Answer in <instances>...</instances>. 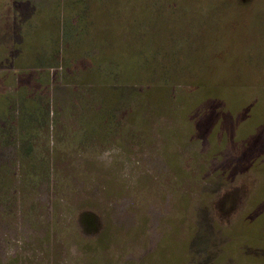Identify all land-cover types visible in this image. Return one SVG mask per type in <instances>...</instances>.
<instances>
[{"label": "rangeland", "instance_id": "obj_1", "mask_svg": "<svg viewBox=\"0 0 264 264\" xmlns=\"http://www.w3.org/2000/svg\"><path fill=\"white\" fill-rule=\"evenodd\" d=\"M44 25L59 33L58 62L87 50L74 67L96 74L95 89L110 85L117 128L99 132L92 112L104 111L89 96L72 104L74 83L51 85L70 127L56 180L22 197L15 149L0 145V195L12 194L0 204V264H264V0H0V110L17 78L35 91L39 71L64 72L48 64ZM32 41L38 60L17 71L13 59L32 56L18 46ZM97 54L111 63L94 67ZM161 86L168 114L141 101ZM113 146L106 168L97 156Z\"/></svg>", "mask_w": 264, "mask_h": 264}, {"label": "trees", "instance_id": "obj_2", "mask_svg": "<svg viewBox=\"0 0 264 264\" xmlns=\"http://www.w3.org/2000/svg\"><path fill=\"white\" fill-rule=\"evenodd\" d=\"M64 4L66 5V1L64 2ZM91 13L93 14V12ZM52 19L54 20L55 18L52 17ZM48 21L53 22L51 20ZM75 22L76 23H74V29L76 30V32L74 33L73 39L75 40L74 45L76 44V49L83 39L78 36L79 31L81 29L85 31V29L84 23L82 22L81 18H77ZM42 28V30L46 31V33L49 35V42H47L48 45L44 46L48 64L52 66H56L57 64L62 65L64 72L61 73V75L55 76L54 72H52L50 69L39 71L35 80L36 83L40 86V89L35 91L34 89L31 90L27 88L25 85L19 84V79L17 78L15 82L17 83V86L11 87L12 89L6 92V94L4 95L5 107L0 110V145L4 144L5 148L7 149H15V152L12 151V153L14 154L12 157H15V159L10 161L12 164L8 162L9 168H11L14 164H19L21 173L23 172L25 191L29 187H31V189H34L33 185L36 183V181H39L42 178L52 177V174H55V176L52 178L56 180L57 173L59 174V171L57 170L58 164L56 161L57 154H64L62 151H66L63 148L58 147V145L63 143L64 140H61L63 137L64 139L67 138V135L64 134L68 133L67 131L68 129H70V127L68 126L69 123L66 124L65 120L59 117V114L63 115V112L59 113V110L64 111V106L60 107L58 105V102H56V100L53 98L51 99V96H49L51 85L53 89L54 83L64 82V80L66 82L74 83V85L80 92H77L78 95L73 94V99L71 100L72 104L77 105V99H80L81 96H89V99L91 100L90 104L98 102V104H100L99 107L104 111L101 114L92 112V116L97 122L98 128H100L99 132L103 135H109L117 128V126H115L116 120L113 116V113H107L109 112L108 110H111L112 103L116 101L115 94L113 91H111L110 85L106 83L105 86L97 87V89H95L93 83L95 81L96 74L89 75L86 73V69H76L74 67V65H80L77 60L82 56H85L87 50L74 51L73 49H71V54H67L68 50H66V56L64 55L62 60L59 61L61 63L60 64L58 62V57L59 55H61V51H59L61 49L59 43V33H56V31L48 25H44L42 26ZM27 43L18 46V48L23 47V49L21 50L25 53H27L28 51L30 53L29 56H32L26 58L25 56H23V54H20L19 56L15 57L13 59V64L16 68H18L17 71L19 69L25 71L28 66H30L32 63L37 62L38 60V56L36 57L34 55L37 54L40 49H33V47L35 46L34 41ZM147 50L148 49H145L144 54L145 52H147ZM119 53V56L125 58V54L131 53V51L122 50L119 51ZM108 56H110V54H108ZM108 56H101L100 54L92 56L91 60L93 61L94 67L98 66V68H101L103 66L102 63H104L105 65L111 63L108 61ZM146 64L147 63H143V65L141 66V72L139 71L135 73V77L137 79H144L147 77ZM108 73L110 75L112 74L110 71H108ZM114 74L117 75V78L119 77L118 74ZM164 90L165 89L163 88V86L158 88V97L156 98L157 101H153L154 99L152 100L150 91L146 90L145 93L143 92L142 95L144 96V98H142L141 101L144 105V108L145 106H147L148 110L151 109V111H155L154 108L156 107L159 112L163 113V111H167L166 113L168 114L169 107L160 106L164 103L163 101H161ZM109 92H111V95L109 94ZM216 95H218V93H216ZM206 96L212 98L210 97V95ZM146 98L148 99V101H146ZM157 105H159L160 107H158ZM66 109H68V107H66ZM105 109L107 110V112H105ZM145 110L143 109L141 110V112H145ZM135 130L141 131L143 130V128L139 129L135 127ZM41 133H43L42 138L46 140V145L38 144V146L37 142L39 139H41V137L38 139L36 138V136H38V134L40 135ZM81 136L82 135L78 137ZM2 167L4 169V166ZM6 188L7 186L0 185V189H2V191H6ZM20 190H22V187H20ZM20 192L21 191H19V193ZM26 192L28 194L24 192L21 193L22 197H24L25 195L33 194L28 189ZM11 196L12 194L1 192L0 204L3 201L6 202V200L11 198Z\"/></svg>", "mask_w": 264, "mask_h": 264}, {"label": "clouds", "instance_id": "obj_3", "mask_svg": "<svg viewBox=\"0 0 264 264\" xmlns=\"http://www.w3.org/2000/svg\"><path fill=\"white\" fill-rule=\"evenodd\" d=\"M121 153V149L113 146L105 149L102 153L97 156V159L104 167L110 168L116 161L117 157H119ZM121 179L129 182L130 184H134L136 181V177L131 173V165L125 163L123 170L120 173Z\"/></svg>", "mask_w": 264, "mask_h": 264}]
</instances>
